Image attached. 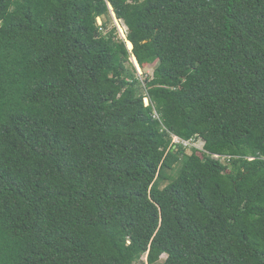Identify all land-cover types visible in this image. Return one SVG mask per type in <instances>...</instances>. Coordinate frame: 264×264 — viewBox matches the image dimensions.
<instances>
[{
	"label": "trees",
	"instance_id": "16d2710c",
	"mask_svg": "<svg viewBox=\"0 0 264 264\" xmlns=\"http://www.w3.org/2000/svg\"><path fill=\"white\" fill-rule=\"evenodd\" d=\"M145 255L264 264V0H0V264Z\"/></svg>",
	"mask_w": 264,
	"mask_h": 264
},
{
	"label": "rangeland",
	"instance_id": "374dc122",
	"mask_svg": "<svg viewBox=\"0 0 264 264\" xmlns=\"http://www.w3.org/2000/svg\"><path fill=\"white\" fill-rule=\"evenodd\" d=\"M98 24L100 26L103 25V23L105 21H107V27H102L103 30L102 32L104 33H108L110 32L114 27H116L117 29V32H118V35L120 38L124 39L125 41L128 39L127 37V34H128V28L126 26V24L117 18V15L116 13L114 12V9L113 7L110 8V17H99L98 18ZM124 32V33H123ZM129 44V43H128ZM128 44H127V47H128ZM129 51L132 52L133 51V47H131V49L128 47ZM132 57H133V54L131 55L130 57V63L135 67L136 71L138 72V75L144 79L146 76L150 75L152 76L153 75V72H154V68L155 66L154 65H146L144 68L141 67L140 65V68L139 69L134 63H133V60H132ZM147 101V102H146ZM145 103L148 104V99H145ZM182 144V143H180ZM184 145L186 146V151L187 153H191L192 152V149L191 147H196L198 149L197 153L199 155H201V152L203 150V145H204V142L202 140H197L195 142H186L184 143ZM166 184H168V181L166 182H162L161 184V187H164ZM145 260V264H148L147 263V255L144 256L143 258ZM166 259V255L162 256V259L159 261V263H162L164 260ZM158 263V264H159Z\"/></svg>",
	"mask_w": 264,
	"mask_h": 264
},
{
	"label": "water",
	"instance_id": "95a60500",
	"mask_svg": "<svg viewBox=\"0 0 264 264\" xmlns=\"http://www.w3.org/2000/svg\"><path fill=\"white\" fill-rule=\"evenodd\" d=\"M109 7L111 8L112 6L109 4ZM126 43H127V44L130 43L131 46H132L133 49H134V45H133V43L130 42L128 39L126 40ZM132 60H133V63H134L136 66H137V64L139 65V62H138V60H137V58H136L135 55H133ZM139 66H140V65H139ZM148 104H149V99H148Z\"/></svg>",
	"mask_w": 264,
	"mask_h": 264
},
{
	"label": "built area",
	"instance_id": "2783aa9c",
	"mask_svg": "<svg viewBox=\"0 0 264 264\" xmlns=\"http://www.w3.org/2000/svg\"><path fill=\"white\" fill-rule=\"evenodd\" d=\"M174 142L175 143H182L183 145H184V143H186L187 141H182V140H180L178 137H174ZM190 143V142H189ZM185 146V145H184ZM212 157H214V158H220V156L219 155H212Z\"/></svg>",
	"mask_w": 264,
	"mask_h": 264
},
{
	"label": "bare ground",
	"instance_id": "6f19581e",
	"mask_svg": "<svg viewBox=\"0 0 264 264\" xmlns=\"http://www.w3.org/2000/svg\"><path fill=\"white\" fill-rule=\"evenodd\" d=\"M123 33H124V32H123ZM128 47L131 49L132 46H131L130 43L128 44ZM137 67H138L139 69H141L140 66H139L138 64H137ZM146 102H147V101H146Z\"/></svg>",
	"mask_w": 264,
	"mask_h": 264
}]
</instances>
